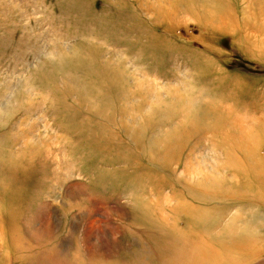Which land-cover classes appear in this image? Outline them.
<instances>
[{
    "label": "rangeland",
    "instance_id": "1",
    "mask_svg": "<svg viewBox=\"0 0 264 264\" xmlns=\"http://www.w3.org/2000/svg\"><path fill=\"white\" fill-rule=\"evenodd\" d=\"M0 264H264V0H0Z\"/></svg>",
    "mask_w": 264,
    "mask_h": 264
}]
</instances>
